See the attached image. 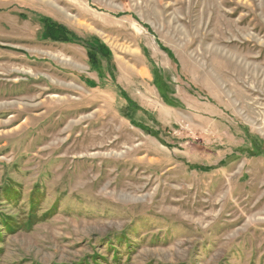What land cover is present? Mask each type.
I'll use <instances>...</instances> for the list:
<instances>
[{"label":"rangeland","instance_id":"374dc122","mask_svg":"<svg viewBox=\"0 0 264 264\" xmlns=\"http://www.w3.org/2000/svg\"><path fill=\"white\" fill-rule=\"evenodd\" d=\"M0 264H264V0H0Z\"/></svg>","mask_w":264,"mask_h":264},{"label":"bare ground","instance_id":"6f19581e","mask_svg":"<svg viewBox=\"0 0 264 264\" xmlns=\"http://www.w3.org/2000/svg\"><path fill=\"white\" fill-rule=\"evenodd\" d=\"M44 91L45 90H43L42 88H40V89L38 88L37 89V93L38 94L37 93L34 94V95H36L38 97H35L34 99L31 98L32 100L30 102L33 103L36 99H38V101L35 104H31L29 106L18 107L17 108L18 111H21L22 110V112H28V111L32 112L33 110L39 109L40 106H42L46 102L45 99H42L41 98V96L44 93ZM51 100H52V103L51 104H53L55 106L54 107V111H50L48 109H45V110H43L40 113L32 114L29 118H27L25 120V122L22 123V126L23 125H26V124H30L34 120L40 119L43 116H47L48 115V117H49V114L50 113L55 112V111H58V109H62L63 104L68 101V98L66 96H61V95H55V94H53ZM31 109H33V110H31ZM13 118H16V116L15 115L14 116H11V118H9V120H8V123H11V121L13 120ZM83 119H84L83 116H80L76 120L72 119L69 122V124H72V125H70V126H67L66 125L63 129L59 130V132L53 134L50 137V139L54 140V139H57V138L62 137L63 135H65L66 139L69 138V135H71V134H69L70 130H72L73 127L78 126ZM18 129H20V126L16 127L14 131H18ZM74 130H75V128H74ZM10 132L11 131H9L7 133H10ZM84 134H85V136L83 135L81 137L80 142H77V144H75V143L70 144L69 146H67L64 149V151H63V157L64 158L68 157L70 154H80L81 157H89V158H94L95 159V158L102 157L101 156V154H102L101 152L103 150L104 151H106V150H114V151H117V149H118V145L116 143H114V142H112V143H106L107 142L106 141V134H107V132H105V131H102L100 133L99 132H97V133H92L91 132V134H89L88 136H86L87 131H85ZM3 136H5V135H3ZM78 137H80V134H78L77 137L75 136V139L78 138ZM50 142H48V143H50ZM91 145H95V148L94 149H96V152L94 151L91 154V156H88V152L90 150V146ZM51 146H53V145L51 144ZM49 149H50V145L45 146V147H42L41 149H39L38 152H44V151L49 150ZM109 177L110 176H108V178ZM89 178H90L89 172L88 171H84L82 173H79L76 179H77V183L87 184ZM111 185H112L111 184V181L110 182L108 181V183L106 185V189L107 190L111 189L112 188ZM115 187H117V185ZM205 217L206 216H204L202 218H205Z\"/></svg>","mask_w":264,"mask_h":264}]
</instances>
